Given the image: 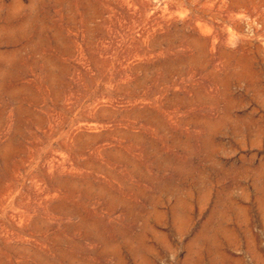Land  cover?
<instances>
[{
  "label": "rangeland",
  "instance_id": "1",
  "mask_svg": "<svg viewBox=\"0 0 264 264\" xmlns=\"http://www.w3.org/2000/svg\"><path fill=\"white\" fill-rule=\"evenodd\" d=\"M0 264H264V0H0Z\"/></svg>",
  "mask_w": 264,
  "mask_h": 264
}]
</instances>
